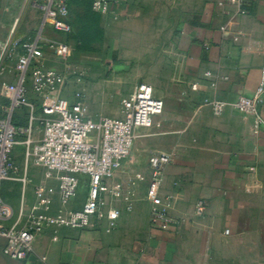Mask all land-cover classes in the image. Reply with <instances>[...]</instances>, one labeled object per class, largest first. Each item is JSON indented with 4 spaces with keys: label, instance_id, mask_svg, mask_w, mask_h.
I'll use <instances>...</instances> for the list:
<instances>
[{
    "label": "crops",
    "instance_id": "1",
    "mask_svg": "<svg viewBox=\"0 0 264 264\" xmlns=\"http://www.w3.org/2000/svg\"><path fill=\"white\" fill-rule=\"evenodd\" d=\"M246 1L247 14L230 0H112L111 18L128 30L118 42L119 62L128 60L127 96L147 83L165 105L154 125L138 132L128 163L108 180L119 195H107L104 212L117 209L120 218L115 227L96 217L88 229H49L24 261L0 254V264H264V95L257 131L254 117L234 108L264 80V0ZM151 71L156 80L148 83ZM206 72L216 76V87ZM85 81L72 85L86 92ZM166 86L171 94L165 96ZM205 99L228 107L216 115ZM156 153L172 159L161 187L173 220L168 230L150 220ZM199 201L203 216L196 213ZM32 203L33 196L26 204Z\"/></svg>",
    "mask_w": 264,
    "mask_h": 264
},
{
    "label": "built area",
    "instance_id": "2",
    "mask_svg": "<svg viewBox=\"0 0 264 264\" xmlns=\"http://www.w3.org/2000/svg\"><path fill=\"white\" fill-rule=\"evenodd\" d=\"M247 14L246 0H230ZM28 9L42 13L41 32L34 38L10 41L0 50V65L5 59L15 60L13 81L2 90L8 101L9 115L0 119V254L12 260L24 261L33 251L38 236L49 229H88L96 217H106L111 227L120 218L117 209L108 207L107 195H119L108 185L132 153L138 132L154 125L155 117L164 112V102L157 98L153 87L141 83L135 91L123 98L120 117L94 118L85 102L84 91L69 93L73 82L84 78L69 61L70 46L61 38L48 33L66 36L71 34L70 9L67 0H23ZM93 9L101 14L112 12V0H93ZM225 30V27L222 28ZM47 34V35H46ZM46 48L53 61L62 69L47 67ZM211 87H216V76L206 72ZM75 79V81H74ZM193 90L199 85L192 84ZM264 80L254 97L240 96L234 104L237 112L252 115L256 131L262 125ZM216 115L222 114L228 103L205 99ZM25 119L23 125L13 122L14 115ZM23 155L25 165L19 162ZM166 153L150 158L151 180L148 199L152 203L151 224L168 230L173 220L170 202L161 195L163 169L171 162ZM23 170V171H22ZM42 170L43 178L35 181L31 171ZM85 182H84V181ZM6 182L23 185L22 201L16 213L2 196ZM83 183L88 191L81 208L69 206L78 198ZM33 188V203L27 206L26 188ZM204 201L196 205V213H205Z\"/></svg>",
    "mask_w": 264,
    "mask_h": 264
},
{
    "label": "rangeland",
    "instance_id": "3",
    "mask_svg": "<svg viewBox=\"0 0 264 264\" xmlns=\"http://www.w3.org/2000/svg\"><path fill=\"white\" fill-rule=\"evenodd\" d=\"M67 1L71 10V34L62 36L51 32L48 35L64 39L69 44V61L75 68V77H78L79 71L83 72V78L89 85V89L84 91V96L90 115L94 118L117 117L114 116V113L121 111V102L128 95V60L119 62L122 45H118V42L128 37V30L118 28L115 20L110 16L114 12L107 14L96 12L93 9V0ZM120 12L117 14L121 15ZM18 18L20 19L19 25L16 31L12 32ZM41 26L42 13L37 9L25 7L23 0H0V50L10 38V41L13 42L38 36L42 29ZM125 48L128 50V45L123 49ZM45 53L47 56L46 66L61 70L62 64L50 58L51 52L47 48ZM122 56L128 57V54ZM118 62L119 64L116 65ZM14 65L15 60L12 57L5 59L0 65V119H5L9 115L6 109L8 101L3 97L2 90L6 83L14 79V75L11 74ZM155 74L156 71L149 72L144 80L148 83L155 82ZM68 91L72 94L74 91L82 90L71 85ZM167 94H171V87H165L164 95ZM168 105L171 106L172 102L169 101ZM18 160L23 169L25 165L23 155H20ZM123 170L128 173V167L124 166ZM43 174L42 170L31 171V177L35 181L41 180ZM32 188L31 185L26 188L27 200L33 196ZM22 190V184L6 182L2 185V196L13 206L20 205ZM87 191V184L83 183L76 199L77 205L85 201Z\"/></svg>",
    "mask_w": 264,
    "mask_h": 264
},
{
    "label": "trees",
    "instance_id": "4",
    "mask_svg": "<svg viewBox=\"0 0 264 264\" xmlns=\"http://www.w3.org/2000/svg\"><path fill=\"white\" fill-rule=\"evenodd\" d=\"M69 9H70V5H69ZM70 13H71V10H70ZM70 23H71V16H70ZM22 120H24V119L21 118L20 115H18V114L14 115V117H13V122L17 125H23L25 122H23Z\"/></svg>",
    "mask_w": 264,
    "mask_h": 264
},
{
    "label": "bare ground",
    "instance_id": "5",
    "mask_svg": "<svg viewBox=\"0 0 264 264\" xmlns=\"http://www.w3.org/2000/svg\"><path fill=\"white\" fill-rule=\"evenodd\" d=\"M19 18H20V17H19ZM19 18L16 20L12 32H15V31H16V28H17V26L19 25V22H20V19H19Z\"/></svg>",
    "mask_w": 264,
    "mask_h": 264
}]
</instances>
